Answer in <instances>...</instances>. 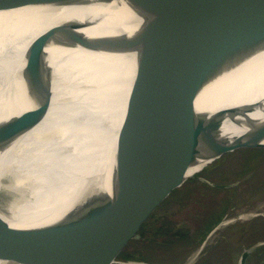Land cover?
<instances>
[{
  "label": "water",
  "instance_id": "water-1",
  "mask_svg": "<svg viewBox=\"0 0 264 264\" xmlns=\"http://www.w3.org/2000/svg\"><path fill=\"white\" fill-rule=\"evenodd\" d=\"M96 1L102 0H0V12L71 9ZM129 1L141 18L140 25L130 33L90 36L80 30L99 22L68 21L49 28L47 33L72 43L115 45L132 37L212 21L219 13L231 14L238 27L210 60L197 88L187 81V57L178 66L143 71L131 85L123 118L99 135L106 141L105 153L87 174L89 179L67 186L73 191L63 196V211L54 220L28 229L11 227L5 219L15 217L13 207L32 202L43 191L32 192V186L38 184L39 188L41 184L34 180L33 185L35 175L28 179L32 180L28 186H16V175L10 171L0 177V259L8 264H119L145 226L160 217L168 205L208 183L228 164L264 155V96L211 112L198 110L196 102L207 99L216 92L212 89L216 83L225 81L230 73L264 51V0ZM42 47L32 44L29 49ZM169 103L177 104V110ZM253 113L258 117L251 116ZM20 117L10 119L18 125L14 134L35 125L29 115ZM226 120L231 124L224 132ZM89 140L82 143L86 145ZM5 153L0 149V163ZM22 179L19 181H27ZM75 184L81 185L75 189ZM25 207L22 211L28 213ZM223 223L214 226L208 236ZM262 244H253L246 251Z\"/></svg>",
  "mask_w": 264,
  "mask_h": 264
},
{
  "label": "bare ground",
  "instance_id": "bare-ground-1",
  "mask_svg": "<svg viewBox=\"0 0 264 264\" xmlns=\"http://www.w3.org/2000/svg\"><path fill=\"white\" fill-rule=\"evenodd\" d=\"M134 11L129 0H102L71 9L0 12V149L6 151L0 177L10 171L16 175V186H28L32 181L28 179L35 175L33 185L34 180L41 184L32 186V192L43 191L32 202L13 207L15 217L5 219L11 227H39L60 216L63 196L73 191L67 186L90 178L87 174L106 151L101 136L123 118L131 85L143 71L178 66L187 57V81L197 88L210 60L238 27L231 14L219 13L212 21L132 37L115 45L72 43L47 33L65 21L99 22L80 30L90 36L130 33L141 23ZM32 44L43 50H30ZM202 50L209 52L202 54ZM212 89L216 92L196 101L198 110L211 112L263 97L264 51ZM169 106L178 108L173 103ZM22 114L29 115L35 125L14 134L18 125L10 119ZM230 124L225 121L224 132ZM20 177L27 181L20 182ZM80 185L75 184V189ZM24 205L28 213L22 211ZM8 263L0 259V264Z\"/></svg>",
  "mask_w": 264,
  "mask_h": 264
},
{
  "label": "rangeland",
  "instance_id": "rangeland-1",
  "mask_svg": "<svg viewBox=\"0 0 264 264\" xmlns=\"http://www.w3.org/2000/svg\"><path fill=\"white\" fill-rule=\"evenodd\" d=\"M207 184L230 188V193L226 197L222 192L216 196L214 191L197 186L192 195L183 199L186 204L177 206V201L172 202L162 214L178 209L176 222L193 232L211 207V199H216L217 210L225 209L229 217H236L233 223L205 235V244L202 241L192 252H187L188 246L178 245L173 250H156L147 262L139 259L143 256L140 252H135L134 259L121 260L119 264H264V245L246 251L250 244L264 243V223L250 220L257 214L264 216V155L251 161L228 164L224 171L212 175ZM244 254L246 260L243 263Z\"/></svg>",
  "mask_w": 264,
  "mask_h": 264
},
{
  "label": "trees",
  "instance_id": "trees-1",
  "mask_svg": "<svg viewBox=\"0 0 264 264\" xmlns=\"http://www.w3.org/2000/svg\"><path fill=\"white\" fill-rule=\"evenodd\" d=\"M198 187L212 190L215 193L214 195H218L220 192H222L226 197L230 193V188L213 186L207 183H202ZM192 192H194V188L184 194L182 198L177 201V206L180 204H186L183 199L192 195ZM211 202V207L205 211L206 214L203 216L202 221L193 232L187 227L179 226V224L176 222L175 214L177 213L178 209L162 214L156 220L145 226L140 234V238L134 241L129 252L124 254L122 260L134 259L133 254L135 252H140L143 256H141L139 259L141 261L147 262L153 257L156 250H173L174 247L178 245L188 246V253L194 251L197 246L201 244L205 235H207L212 226L219 220V213H223L225 211V209L217 210L215 207L217 205L216 199H211ZM226 204L227 203L225 202L224 205ZM243 260H245V258Z\"/></svg>",
  "mask_w": 264,
  "mask_h": 264
},
{
  "label": "flooded vegetation",
  "instance_id": "flooded-vegetation-1",
  "mask_svg": "<svg viewBox=\"0 0 264 264\" xmlns=\"http://www.w3.org/2000/svg\"><path fill=\"white\" fill-rule=\"evenodd\" d=\"M219 220L212 226V228L214 227V226H216L218 223H220V222H224L218 229H220L221 227H224V226H227V225H229V224H231V223H233V221L236 219V217H229L228 215H227V212H223V213H219ZM250 220H261L260 222H263L264 223V216H262V215H255L253 218H251ZM212 228L208 231V232H210L211 230H212ZM214 233V232H213ZM212 233V234H213ZM207 235H208V233H207ZM224 238V237H223ZM254 244H256V243H254ZM251 245H253V244H250V245H248V248L251 246ZM264 245V243L261 245V246H259V247H257L256 249H258V248H260V247H262ZM245 257H244V255L242 256V261H243V263H244V261L246 260V258H245V260H243Z\"/></svg>",
  "mask_w": 264,
  "mask_h": 264
}]
</instances>
